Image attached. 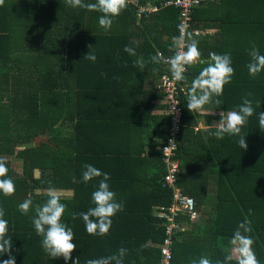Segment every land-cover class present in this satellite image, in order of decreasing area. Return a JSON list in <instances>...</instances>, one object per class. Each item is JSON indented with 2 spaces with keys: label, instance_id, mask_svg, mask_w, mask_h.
I'll return each mask as SVG.
<instances>
[{
  "label": "trees",
  "instance_id": "trees-1",
  "mask_svg": "<svg viewBox=\"0 0 264 264\" xmlns=\"http://www.w3.org/2000/svg\"><path fill=\"white\" fill-rule=\"evenodd\" d=\"M147 1L156 6L154 11L136 17V5L128 4L108 31L99 26L101 13L71 8L65 0H5L0 6V157L16 188L11 197L0 193V208L8 221L15 264H66L63 257L50 258L44 252L31 222L35 206L46 202L49 187L70 191L69 196L59 195L67 206L62 219L77 245L67 264L77 258L86 264L121 247L128 249L123 264H161L160 244L166 235L164 218L156 211L169 206L172 189L161 183L167 170L157 147L166 137L168 115L164 104L153 105L151 99H161L155 83L168 69L150 62L140 69L134 61H148L157 50L172 54L168 49L177 33L178 11L163 5L164 0L136 3ZM215 21L220 26L216 38L190 33L202 60L210 52L230 54L235 73L224 86L222 111L238 110L251 93L256 114L242 129L247 150L239 147L238 136H210L214 146L202 158L198 155L191 171L183 170L186 142L197 117L186 106L188 76L198 67L185 72L189 86L180 82L182 126L173 156L179 170L173 184L193 199L199 213L194 220L182 211L174 216L178 228L168 236L169 264H191L201 256L222 261L245 218L264 264V130L258 122V113L264 112V71L253 78L247 69L253 43L264 55V0H202L191 9L192 28ZM125 46L136 55L125 52ZM88 51L96 55L95 62L84 58ZM153 68L159 71L153 73ZM84 164L108 173L110 190L124 204L104 237L87 234L79 216L72 219L73 213L93 206L91 193L98 186L95 179L72 182L73 177L82 179ZM28 198L33 207L22 215L18 205ZM8 258L0 254V262ZM229 264H236L235 258Z\"/></svg>",
  "mask_w": 264,
  "mask_h": 264
},
{
  "label": "clouds",
  "instance_id": "clouds-1",
  "mask_svg": "<svg viewBox=\"0 0 264 264\" xmlns=\"http://www.w3.org/2000/svg\"><path fill=\"white\" fill-rule=\"evenodd\" d=\"M5 0H0V6H3ZM67 6L71 8L84 9L90 12L101 13L98 23L99 26L108 31L111 29L113 19L118 17L121 12L127 8L128 0H95L94 3L85 2V0H65ZM124 51L129 55L135 56V49L125 46ZM171 56H165L163 52L157 50L155 55L150 56L148 61L139 57L134 61V66L143 69L147 63L154 65L166 64L169 66L171 80L173 83L185 82V72L189 67L195 66L201 59V52L198 47V41L192 38L186 26H180V35L175 37L173 43L169 46ZM250 62L247 64L248 73L255 78L261 71H264V55L260 54L258 48L253 43L248 52ZM85 59L95 62L97 57L94 52L88 51ZM153 73L159 71L158 68L152 69ZM235 73L232 67L230 54L209 53V62L203 67L199 74L192 80L190 88L187 90L186 106L188 111L199 112L204 110L205 105H221L219 99L223 94L224 86L229 84ZM103 75V73H102ZM252 94L247 93L242 98V103L237 106L238 110H232L227 113L226 118L219 121L215 131L206 129L210 136L217 139H223L225 135L238 136L239 147L247 150L248 144L242 135V129L247 125L248 120L256 110L253 107V101L249 99ZM178 104V102L176 103ZM260 106V101L256 102ZM258 122L261 130H264V112L258 113ZM174 145L175 141H170ZM82 179L73 177L72 182L79 184H88L92 180H97V187L91 193L90 207L86 212L73 213L72 219L79 216L85 226V231L91 236H107L112 226V217L124 208L123 202H118L116 193L110 190V175L102 172L91 164H84ZM8 167L6 160L0 157V193L5 197H11L15 193V183L12 178L7 176ZM98 178V179H97ZM51 185V181H48ZM33 207L31 198L25 199L18 205L22 215H27ZM66 204L61 202V197L53 187L48 189V198L42 205L35 206V216L32 218V225L35 234L41 237V247L50 258L63 257L67 264L72 257L71 254L77 248L73 243L74 232L62 219ZM251 215V210H249ZM5 212L0 208V254H7L8 259L0 264H15V257L12 255L13 242L8 235V221L4 219ZM253 231L251 222L245 218L239 223L230 240L232 246L230 254L225 255L224 259L213 262L208 256H201L198 260H191V264H229L235 258L236 264H260L256 252L253 248L254 240L249 235ZM128 249L121 247L118 252L108 257L97 259H88L86 264H123L124 257ZM72 264H79V259L73 260Z\"/></svg>",
  "mask_w": 264,
  "mask_h": 264
},
{
  "label": "built area",
  "instance_id": "built-area-1",
  "mask_svg": "<svg viewBox=\"0 0 264 264\" xmlns=\"http://www.w3.org/2000/svg\"><path fill=\"white\" fill-rule=\"evenodd\" d=\"M202 0H164L163 5H171L178 11V24L177 33L175 37L180 35V26H186L187 31L192 34H197L198 30L191 27L190 13L191 9ZM153 7H138L136 9V17L140 15L144 10H155ZM174 37V38H175ZM173 55V52L172 54ZM168 55V56H171ZM164 68L168 71H164L160 74L155 83V89L162 94L161 100L165 105V113L168 115L167 134L162 144L157 149L162 154V161L166 166V173L162 177V185H166L172 189V201L167 207H159L156 211V215L164 218V233L166 235L163 242L160 244L161 264H169L170 240L168 236H171L178 225L174 222V216L177 212L182 211L187 214L190 220H194L197 217V212L194 208L193 199L187 195L181 194L178 188L174 187L173 181L175 174L179 170L176 159L173 157L179 147L178 133L182 126L181 115L182 110L179 102V93H183L184 87L180 82L173 83L171 80V74L169 72V66L163 64ZM178 102V104H176ZM170 141H175V144H170Z\"/></svg>",
  "mask_w": 264,
  "mask_h": 264
},
{
  "label": "crops",
  "instance_id": "crops-1",
  "mask_svg": "<svg viewBox=\"0 0 264 264\" xmlns=\"http://www.w3.org/2000/svg\"><path fill=\"white\" fill-rule=\"evenodd\" d=\"M137 0H128V4L136 5V7H153L155 5L150 4L149 1H147L144 5H137ZM230 5V4H229ZM136 8V9H137ZM144 11H154V10H144ZM217 14L219 11L216 12ZM209 23V24H208ZM219 21L215 22H207V25L204 28L196 27L194 29L198 30L197 34L194 35H201V36H208V38H216L218 37V31H219ZM208 39V41L210 40ZM201 46V45H200ZM209 57V56H208ZM209 62V58H206L205 60L200 59V61L195 65L198 68L197 69H191L189 71V82L191 84L192 80L199 74V71L207 65ZM189 82L186 79L184 83H187L189 86ZM183 85V84H182ZM184 87V85H183ZM221 96L219 97V99ZM151 104L153 105H160L163 104L161 99H151ZM221 105L211 104V105H205L204 110L197 112L196 122L192 127V133L188 135V139L186 142L187 145V152L184 153V164L182 166L183 170H189L191 171L192 162L197 159L198 155H203V152H205L208 148H212L214 146V138L210 137L206 133V129L209 128H216L219 121L223 118H226L227 113L232 110H224L221 108ZM153 112L159 114L164 113L163 109H155ZM208 135V136H207ZM213 141V142H212ZM209 171V170H208ZM214 175L213 173H210ZM213 184H209L207 187L209 190L213 189ZM198 212V211H197ZM199 213V212H198ZM232 246L230 245V252H231Z\"/></svg>",
  "mask_w": 264,
  "mask_h": 264
},
{
  "label": "rangeland",
  "instance_id": "rangeland-1",
  "mask_svg": "<svg viewBox=\"0 0 264 264\" xmlns=\"http://www.w3.org/2000/svg\"><path fill=\"white\" fill-rule=\"evenodd\" d=\"M18 164L19 163H17L16 160L11 159V165L14 168H16L17 170H19V165ZM37 173H38V171L35 170L34 174L37 175ZM56 191H57V194L60 195V196H65V195L69 196L70 195V191L69 190H56ZM46 192H48V191H46Z\"/></svg>",
  "mask_w": 264,
  "mask_h": 264
}]
</instances>
